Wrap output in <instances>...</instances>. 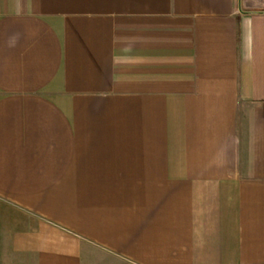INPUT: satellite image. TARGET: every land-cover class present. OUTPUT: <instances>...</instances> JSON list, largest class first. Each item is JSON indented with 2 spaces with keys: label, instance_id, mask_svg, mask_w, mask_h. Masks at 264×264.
<instances>
[{
  "label": "crops",
  "instance_id": "crops-1",
  "mask_svg": "<svg viewBox=\"0 0 264 264\" xmlns=\"http://www.w3.org/2000/svg\"><path fill=\"white\" fill-rule=\"evenodd\" d=\"M0 264H264V0H0Z\"/></svg>",
  "mask_w": 264,
  "mask_h": 264
}]
</instances>
